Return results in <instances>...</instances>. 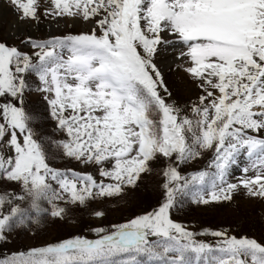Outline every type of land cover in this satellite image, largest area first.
<instances>
[{
  "label": "snow or ice",
  "instance_id": "1",
  "mask_svg": "<svg viewBox=\"0 0 264 264\" xmlns=\"http://www.w3.org/2000/svg\"><path fill=\"white\" fill-rule=\"evenodd\" d=\"M7 3L18 29L42 15L91 27L28 35L20 45L0 39V244L123 197L154 173L162 200L91 229L94 239L46 242L0 264H264V240L191 231L171 216L185 202H230L240 190L264 200V0ZM169 49L199 89L196 101L181 105L170 90L162 67ZM208 152L205 169L182 173ZM242 156L244 178L231 182ZM58 159L96 174L56 167Z\"/></svg>",
  "mask_w": 264,
  "mask_h": 264
},
{
  "label": "rangeland",
  "instance_id": "2",
  "mask_svg": "<svg viewBox=\"0 0 264 264\" xmlns=\"http://www.w3.org/2000/svg\"><path fill=\"white\" fill-rule=\"evenodd\" d=\"M57 20L59 21L58 23H56ZM16 23V16L10 10L7 0H0V39H7L9 44L20 45V41L28 35L36 39H47L53 35L77 34L81 31H87L91 27V25L84 24L79 20H72L67 17L52 19L43 15L38 23L27 22V26L29 27L23 28L21 27L22 24H20L18 29L15 26ZM46 25H50L52 29L50 28V31H43L42 27ZM178 63L179 61L175 59L172 50L169 49L162 63L165 80L173 95L179 100L181 105H184L196 101L200 93L199 89L196 88L184 72L177 68L176 65ZM26 99L30 107H36L37 102L40 101V97L36 93L29 94ZM47 127L44 131L47 134L53 135L52 129L54 125L48 123ZM212 156L213 154L208 152L191 165L183 166V169H181L182 173L187 174L193 170L205 169L210 163ZM65 161L67 163H73L75 166L72 168L77 171L96 174L95 169L91 166L85 167L76 161L63 160L64 163ZM63 165V163H60L61 168H64ZM245 166H247V161L242 156L238 165L234 166L231 170L229 177L231 182H237L244 178L245 174L242 172V169ZM154 178L152 180L150 177L146 178L140 188L127 192L123 197L96 200L90 204L88 209L75 210L65 221H58L55 224L47 226L44 232L39 233L36 239L30 238V235L26 234L11 235L9 237L10 243L0 244V259L6 258L13 252L26 251L33 246H40L46 242L58 241L75 235L94 239L96 237L91 229L95 227H109L112 224L124 222L129 218L152 210L162 200V190L158 186L159 178L157 175ZM154 183H156V186ZM93 210H103L105 215L101 218H96L92 214ZM193 212L189 215L194 214V218L191 216L187 218L189 219L187 221L177 220L173 216L172 219L184 224L191 231L199 232L204 229H226L229 235H236L238 237L247 235L250 238L264 240V200L249 198L243 190L235 193L230 202L210 204L208 206L200 205ZM77 214L80 218L76 217ZM241 214L250 216L248 217V222L253 221L258 223V229L252 231L246 224H239ZM201 238L209 242L215 241V238L211 236Z\"/></svg>",
  "mask_w": 264,
  "mask_h": 264
},
{
  "label": "trees",
  "instance_id": "3",
  "mask_svg": "<svg viewBox=\"0 0 264 264\" xmlns=\"http://www.w3.org/2000/svg\"><path fill=\"white\" fill-rule=\"evenodd\" d=\"M48 125V124H47ZM47 125H46V127H45V129H47L48 127H47ZM44 129V130H45ZM48 135H50V134H48ZM60 163H63L64 165H63V167L65 168V167H67V168H71V169H74V168H72V167H74L75 165L73 164V163H67L66 161H65V163L63 162V160L62 159H58L56 162H55V166L56 167H62V166H60ZM182 169H183V167H182ZM74 170H76V169H74ZM77 171V170H76ZM154 177H156V174H154L152 177H150L151 178V180L152 179H155ZM159 178V177H158ZM157 180V179H156ZM151 185V184H150ZM154 185L156 186V183H154ZM151 190V189H150ZM151 195L153 196V194H152V192H151ZM140 207H142V206H140ZM150 207V209H152V207L151 206H149ZM149 207H147V208H149ZM199 206H197V205H194V204H191L190 202H185L182 206H177L176 208H174L173 210H172V212H171V216H173L174 218H176L177 220L178 219H180L181 221H187V220H189V219H187V218H189V217H191V216H193V218H194V214L193 215H189V214H191V213H194L193 211L195 210V209H197ZM204 208V207H203ZM149 210V209H148ZM79 213V212H78ZM71 215V214H70ZM70 217V216H69ZM68 217V218H69ZM77 218H80V216H78V214H77V216H76ZM248 217H250V216H247V215H244V214H241V216H240V219H239V224H246L247 226H249V229L250 230H252V231H256L257 229H258V226L257 225H259L258 223H256V222H253V221H251V222H248ZM67 218V219H68ZM46 229V227H44V228H41V229H37L36 230V235L35 236H33V235H31V234H26V235H30V238L32 237V238H34V239H36L38 236H39V233H43L44 232V230ZM20 234H24V233H20Z\"/></svg>",
  "mask_w": 264,
  "mask_h": 264
},
{
  "label": "bare ground",
  "instance_id": "4",
  "mask_svg": "<svg viewBox=\"0 0 264 264\" xmlns=\"http://www.w3.org/2000/svg\"><path fill=\"white\" fill-rule=\"evenodd\" d=\"M58 22H59V21L57 20L56 23H58ZM54 24H55V23H54ZM55 26H56V25H55ZM59 26H60V25H59ZM21 27L25 28V27H29V26H27V25L25 26V24H22ZM21 27H20V28H21ZM50 28H51L50 25H46V26H43V27H42V30H43V31H50V30L52 29V28H51V29H50Z\"/></svg>",
  "mask_w": 264,
  "mask_h": 264
}]
</instances>
